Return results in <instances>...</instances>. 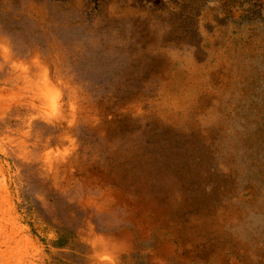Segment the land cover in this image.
I'll list each match as a JSON object with an SVG mask.
<instances>
[{
  "label": "rangeland",
  "instance_id": "1",
  "mask_svg": "<svg viewBox=\"0 0 264 264\" xmlns=\"http://www.w3.org/2000/svg\"><path fill=\"white\" fill-rule=\"evenodd\" d=\"M0 264H264V0H0Z\"/></svg>",
  "mask_w": 264,
  "mask_h": 264
}]
</instances>
